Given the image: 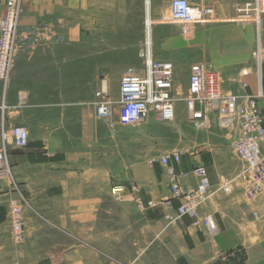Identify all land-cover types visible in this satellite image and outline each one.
Instances as JSON below:
<instances>
[{"label":"crops","instance_id":"obj_1","mask_svg":"<svg viewBox=\"0 0 264 264\" xmlns=\"http://www.w3.org/2000/svg\"><path fill=\"white\" fill-rule=\"evenodd\" d=\"M236 1L205 0L204 4L213 7L217 17L214 23H219L223 16H236L233 9ZM152 2L156 6V0ZM5 4L6 0H0V18ZM21 8L17 37L21 47L15 51V71L7 87L0 83V147L2 132L7 128L23 126L29 130L30 139L24 150L10 149L12 174L5 178L0 173V200L13 195L15 185L30 202L38 201L39 210L50 219L45 222L37 220L31 212L26 213L27 244L46 229L58 234L51 244L57 256L45 261L38 258V263L59 264L63 256L66 264H90L85 257L95 249L91 239L95 238L101 204L105 192L110 194L111 177L118 169L112 167L108 132L106 144L104 127L94 117V69L75 61L79 60L83 46L87 57L119 51L137 57L147 39L141 23L143 0H22ZM233 23L216 24L201 31L198 42L200 50L208 49L207 55L213 57L218 72L215 71L222 76L224 86L243 95L238 87V74L246 68L256 72L250 50L258 32L254 24ZM261 35L264 43V25ZM91 47L98 51L91 53L88 50ZM151 51L154 55L153 44ZM156 57L157 61L172 60L165 54ZM132 64L134 68L139 66L137 60ZM174 68L176 86L175 64ZM80 71L91 73L90 81L81 88L74 81ZM189 73L190 67L186 89ZM262 75L264 88V66ZM243 80L248 84L245 93L252 94L258 83L255 76ZM233 81L237 84H232ZM260 108L264 114V99ZM96 133L102 140L100 143ZM96 152L103 155L96 158ZM211 153L207 151L199 161L204 162L213 187L223 178L227 182L233 179L240 163L235 173L227 177L222 170H216ZM196 165V158L171 163L186 187L197 182L193 174ZM118 167L122 168L123 180L128 177V182L137 183L143 190L144 199L172 197L168 166L160 162L129 165L120 162ZM52 201L57 204L48 206ZM181 203L174 199L167 208L149 211L144 216L145 225L138 214L134 228L141 233L138 235L141 245L152 250L151 264H264L262 202L247 201L239 187L231 195L213 190L197 217L176 218ZM206 215L213 216L218 235H209L203 221Z\"/></svg>","mask_w":264,"mask_h":264},{"label":"rangeland","instance_id":"obj_2","mask_svg":"<svg viewBox=\"0 0 264 264\" xmlns=\"http://www.w3.org/2000/svg\"><path fill=\"white\" fill-rule=\"evenodd\" d=\"M191 2L198 4L200 0H191ZM170 3L171 0H156V6H153L154 4L151 0L150 14L153 21L151 36L155 58L157 59L156 54H165L168 56L169 60L172 59L167 62L172 61L171 63L173 65L175 64L178 69V79L174 91V96L177 99L176 120L174 123H162L156 121L155 119H151L146 123L133 126L125 125L118 120L119 116L117 108L119 106L120 98V79L123 74L131 68L136 71H143V60L140 58V55H138L139 57H132L128 51H119L115 53L111 52L110 55L106 56L92 55L87 57L88 55L86 53L88 52L86 51V47L83 46L80 52L81 56L79 60L75 61V64L89 66L94 69L93 78L95 99L96 94L103 90L110 97L112 107H114V116L111 120H99V118L96 116V112L94 116L96 123L97 121H101V124L104 127V143L106 144L108 141L106 138V132H108L111 145L110 158L112 167L116 166L118 171L115 176L111 177L110 194L105 192L104 199L101 204L102 211L100 212V216L96 225V231L94 234L95 238L91 239V243L95 246V249L90 251V255L87 257L84 256L90 264H151L150 260L152 250L150 248H145V244L144 246L141 245L140 240L138 239V235H141V233L135 230L134 225H136L138 220V214L142 216V223L145 225L146 222L144 216L149 211L159 209L162 206L158 204L160 200L144 199V196L142 195L143 190L137 185V183L133 181L128 182V177L127 180L122 179V168L118 167L120 162H123V164L126 163L127 165L133 163L160 162L163 166L172 168L173 166H171V163L175 162L174 156L178 155L180 158L179 162L184 161L185 159L189 160L190 162V160L196 158L198 165L204 166V162H200L199 160L202 158L201 156H205L204 154L207 151H210L214 157L213 161L216 170H222L226 174L225 176L229 177L232 176L237 169L238 161L231 148L234 131H229V127H227L229 124L228 120L226 124L224 117L220 119L221 114L219 110L221 108L222 110L224 109L225 112V110L232 109L234 104H228L230 101L229 98L254 96L257 92V85H255V90L253 93L248 95L244 90L247 88L246 85L248 84L244 82L243 79L250 75H254L256 80L255 82H257L258 76H256L254 72L247 76L241 75L242 71L248 70L249 68L242 69V71L239 72L238 87L243 95L231 92L227 87L224 86L225 82L222 76H219V87L224 102L220 103V108L215 112L213 119H211L207 125L198 127L193 126L188 122L186 98L189 94V79L188 87L186 89V77H188V68L190 67L191 69V66L194 63H198V60L204 61L210 68L217 71L216 63L214 62L213 57L207 55L208 49L200 50L199 48L198 34L201 31L214 28L216 24H223L227 26L233 22V24L239 26H247V24L244 23L237 15L233 18L223 16L220 18L222 22L214 23L217 20V17L214 13L213 16L215 17V20L213 22L201 25H184L172 20L170 14ZM146 17V0H143L141 23L143 28V36L145 39L147 37V28L145 24ZM16 29L18 37L19 24L17 25ZM256 40L257 37L255 34V38L251 43L252 50H250V57L253 60L254 66L255 61L253 59L252 53L257 43ZM145 43H147V39ZM145 43L142 48H146ZM14 44L16 50L20 49L21 45L17 38L14 40ZM261 46L264 59V43L262 36ZM142 48L140 50H142ZM88 50L91 53H94L98 51V48L95 47L94 49L91 47ZM135 60H137L139 63L137 68L132 66V63ZM12 71H15V63H13ZM90 79L91 73L86 74L80 71L74 81L77 82L78 87L81 88L83 83H85L87 80L90 81ZM262 79L263 75L261 74V82L263 81ZM232 84L236 85L237 81H233ZM262 90L264 93V88H262ZM263 99L264 97L258 101L259 108L260 102ZM96 103L97 99L94 106L95 110ZM259 110L261 115L264 116L261 108ZM10 129L11 128L4 129L1 136L2 145L0 147V152L6 151L8 157L7 168L9 172H6V170H0L1 175L5 176V178L7 175L10 176L12 174L10 149L15 148L16 150L20 151L24 150L16 148L13 145L12 140L5 139L3 137V134L8 132ZM96 140H98L99 143L102 141L100 137H98L97 133ZM97 147L98 146L96 145V150H98ZM99 148V151L101 152L102 148ZM95 154L96 158H99L103 155L102 153L97 152ZM162 157L168 158V165L163 164L161 159ZM120 179L122 180L120 181ZM225 182H227V178H223V180L213 184L214 188L212 187L213 189L211 191L217 190L219 193L231 195L233 192L227 193L224 189ZM119 189H122L123 193H120V197H116L118 193L115 194L114 192L118 191ZM13 190V195L8 196L7 200H5V198H7L5 196H3V200H0V264H55L54 262L38 263V261L39 259L45 261V259L47 260L57 256L56 249L52 248L51 244L54 243L58 234H54V232H52L50 229H46V231L40 233L38 237L31 242V244H27L28 234L26 213L31 212L37 220L40 219L41 221L48 222L50 219L43 215L44 211L41 212L39 210L38 201L30 202L25 192L15 185L13 186ZM101 195L102 193L100 191L98 200L101 199ZM162 200H164V198ZM151 201H155L157 204L151 205ZM56 204L57 202L52 201L48 206L52 205L54 207ZM40 205L42 206V204ZM16 208L20 210L19 213L22 214L25 219L22 241L16 239L15 233L12 232L13 229L10 224V217L12 216V213L17 212V210L15 212ZM54 223H56V221H54L53 224ZM117 240L121 242L120 245ZM144 240L145 239L143 238V241ZM61 260L63 261L59 264H66L63 256L61 257Z\"/></svg>","mask_w":264,"mask_h":264},{"label":"built area","instance_id":"obj_3","mask_svg":"<svg viewBox=\"0 0 264 264\" xmlns=\"http://www.w3.org/2000/svg\"><path fill=\"white\" fill-rule=\"evenodd\" d=\"M19 1L8 0L5 14L6 18L13 20V33L17 25L19 15ZM233 9L235 14L246 24L253 23L258 34L257 43L252 56L255 61L254 72L257 79V92L254 96L229 98V105L234 104L230 110H222L220 103L224 102L220 92L218 74L205 64L195 63L191 66L189 77V94L186 98L188 122L193 126L207 125L213 119L215 112L220 108V119L225 118V122L231 127L235 125L233 136V147L236 158L244 164L242 174L237 178L243 185L246 194L250 199L257 196L264 197V152L258 150L257 145L264 141V116L260 113L258 101L264 97L262 90L261 74L263 70V50L261 46L262 25V0H237ZM170 10L176 21L201 25L213 22V7H207L204 3L194 4L190 0H171ZM9 43L12 40V31L0 32V46H3L5 39ZM143 48L140 58L143 60V73H136L134 69H129L120 79L119 87V121L125 125H139L155 119L162 123H172L176 118L177 99L174 96L175 74L174 65L167 61H157L152 58V52ZM151 55V56H150ZM12 61L7 66V60L2 64L1 72L6 68L11 69ZM252 70L242 71V76L249 75ZM5 80V79H0ZM247 86V85H246ZM96 116L99 119L111 120L112 102L104 91L97 93ZM232 103V104H231ZM224 114V115H222ZM5 139L13 141L16 148L24 149L29 141L28 130L23 127H14L3 134ZM176 157V158H175ZM7 152H0V170L8 167ZM162 162L168 165L167 157H162ZM178 155L174 156V161L179 162ZM173 168H169L170 190L173 199L182 201L177 209L178 216L197 217V207L207 198L212 183L206 167L196 165L194 167L195 177L198 186L194 189L183 190L180 185V178ZM248 185V187H247ZM119 189L118 192H122ZM165 206L170 205L169 200H163ZM17 210V212H16ZM19 209H15L13 219L14 233L17 240L22 241L23 224ZM213 227L211 219H207Z\"/></svg>","mask_w":264,"mask_h":264},{"label":"bare ground","instance_id":"obj_4","mask_svg":"<svg viewBox=\"0 0 264 264\" xmlns=\"http://www.w3.org/2000/svg\"><path fill=\"white\" fill-rule=\"evenodd\" d=\"M7 1L8 0H6V4H5V8H4L3 15L0 18V32L2 33V31L6 30L7 32L10 33L12 31V40H13V42L12 43L11 42L9 43L8 38H7V39H5L4 45L3 46H0V70L2 69L1 68L2 67V64L5 63L6 60H7V66L12 61V66H11V69L10 70H8V67H7L4 73L0 71V79H5L3 81L0 80V83L3 84L5 87L8 86V84H9V82H10L12 76H13V71L12 70H13V63H14V55H15V51H16L15 44H14V40H16V38H17V29H15V33H13V20H11L10 17L9 18L8 17L6 18V15H4L5 14V11H6ZM21 2H22V0L19 1V16H18V23H17V25L19 24V19H20V15H21V6H22V3ZM204 2H205V0H201V2L198 3V4L201 5ZM146 8H147V17H146V23L145 24H146V28H147L146 29L147 30V43H145V45H146V48L148 49V51L151 53L152 52L151 51V44H152V36H151V34H152V25H153V21H152L151 14H150L151 13V0H146ZM212 12L214 14V10ZM170 14H171V18H172L173 21L179 22V21H176V19H174V17L172 16V13L171 12H170ZM179 23H182V22H179ZM182 24H184V25H190V24H185V23H182ZM17 25H16V28H17ZM140 52H141V50H140ZM140 52H139V54H140ZM152 58L155 60L154 56H152ZM198 63H200V62H198ZM203 64H205V63H203ZM205 65L208 66L207 64H205ZM136 73H141L142 74L143 72L142 71L141 72L140 71H137ZM174 74H175V69H174ZM218 76H219V74H218ZM96 99H97V102H98L97 96H96ZM119 100H120V98H119ZM113 116H114V111H112V117ZM99 120H104V119H99ZM175 120H176V118H175ZM174 122H172V123H174ZM15 127H22V126H15ZM12 128H14V127H12ZM23 128H25V127H23ZM232 129H236V126L233 125L232 126ZM232 129H231V127H229V131H234ZM29 139H30V134H29ZM233 141H234V139H232L231 148H232V151H233L234 156L236 157V155L234 153L235 150H234V147H233ZM28 143H29V141H28ZM27 146H28V144H27ZM257 148H258V150L261 149L262 152H264V141H260L258 143V145H257ZM238 162L240 163V170L237 172V174L234 176L233 179H231L227 183H225L224 189H225V191L227 193H231V192H234V188L235 187H239V188H241L243 190L244 195H245L246 194V191H245V188H244L243 185H246V183H244L242 185L241 182L237 179L242 174L244 164L241 163L239 160H238ZM4 170H8V168L6 167L5 169H3V171ZM173 170L176 171L174 168H173ZM193 174H194V177H195L196 175H195L194 172H193ZM168 180L170 182V174L169 173H168ZM196 181H197V179H196ZM180 185H181V187H182L183 190H188V189L197 188L198 183L196 182V184L194 186H188V187H186V186L183 185V183L180 180ZM247 187H248V185H247ZM211 190H212V188L210 189V192H209L207 198L197 207V212L208 201V199L210 197V194H211ZM114 193L115 194L118 193V195L116 197H120V195H121L120 193H123V191L122 192L116 191ZM171 195H172V193H171ZM245 198L249 202H257V201H260V202H262V204L264 206V197L263 196H257L255 199H250L247 195H245ZM164 200H169L170 203H171V200H174V199L171 197L169 199H164ZM139 202H140V200H139ZM150 203H151V205H156L157 204L155 201H151ZM158 204L160 206H162V207H166L167 208V206L164 205L162 199L160 200V202ZM14 215H15V213H12V216L10 217V224H11V227L13 229L12 230L13 233H14V226H13ZM20 216H21V222L23 224V230H24L25 220H24V217H23L22 214H20ZM167 218H169V217H167ZM176 218H181V217L178 216V214L176 213ZM208 218L211 219L212 224H213V227H212V225L210 223L207 222V219ZM203 221H204V223H205V225L207 227V230H208L209 235H211V236L218 235L219 231H218V228H217V226L215 224V221H214V218H213L212 215H206L204 217Z\"/></svg>","mask_w":264,"mask_h":264},{"label":"water","instance_id":"obj_5","mask_svg":"<svg viewBox=\"0 0 264 264\" xmlns=\"http://www.w3.org/2000/svg\"><path fill=\"white\" fill-rule=\"evenodd\" d=\"M264 24V23H263Z\"/></svg>","mask_w":264,"mask_h":264}]
</instances>
